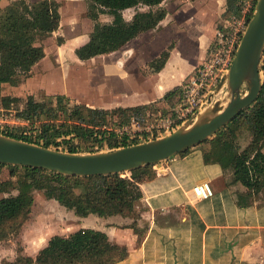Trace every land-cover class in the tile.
I'll list each match as a JSON object with an SVG mask.
<instances>
[{
	"label": "trees",
	"instance_id": "trees-1",
	"mask_svg": "<svg viewBox=\"0 0 264 264\" xmlns=\"http://www.w3.org/2000/svg\"><path fill=\"white\" fill-rule=\"evenodd\" d=\"M9 1L11 4L5 9L0 7V100L5 109H10L13 104H23L22 109H17V117L23 125L15 132L0 129V134L69 153H83L88 147L93 148L89 153H96L136 143L120 139L110 128L129 125L132 120L145 123L160 115H171L186 83L164 97V103L169 106L167 110H154V105L114 110L92 109L85 105L72 108L64 95L42 100L33 96L26 100L3 97L4 86H20L46 57L42 43L59 29L61 20V5L55 0ZM164 1L86 0L87 17L93 21L94 30L90 41L76 50L78 58L88 61L109 55L131 39L157 29L167 11L154 8L160 7ZM243 1L228 0L225 18L237 14ZM142 6L150 10L137 12L132 21L124 18V11ZM103 16L112 17V22L103 23ZM173 49L174 44L153 61L151 67L161 71ZM261 71L264 75V61ZM244 133L250 139L246 148L240 143ZM207 143L211 144L207 161H216L224 169H231L234 182L245 186L249 194L264 195V83L253 106L203 144ZM6 168L11 179L3 181ZM143 173L154 177L153 165L133 171L132 179H129L121 175L68 177L43 169L0 164V195H8L0 199V243L10 234L18 233L29 220L37 192L81 218L90 215L137 218L136 203L142 193L136 178ZM87 184L92 185L93 190L76 193L78 188ZM20 252L15 261L3 260L1 264H114L127 255L113 245L106 234L89 229L79 230L69 237H53L36 258L23 255L21 249Z\"/></svg>",
	"mask_w": 264,
	"mask_h": 264
},
{
	"label": "crops",
	"instance_id": "crops-1",
	"mask_svg": "<svg viewBox=\"0 0 264 264\" xmlns=\"http://www.w3.org/2000/svg\"><path fill=\"white\" fill-rule=\"evenodd\" d=\"M188 1L190 3L181 13L185 17L174 15L173 28L162 34L160 39H153L150 48L154 54L145 65L150 70L147 75L127 76L125 65L131 53L121 56L116 62L110 61V56L143 36L153 35L161 27H168L171 21L167 10L166 18L157 29L131 39L114 53L81 61L75 52V70L90 76L89 85L97 97L82 105L114 110L163 103L165 96L192 77L197 66L216 48L217 33L228 20L225 18L228 0ZM10 4L9 0H2L0 7L5 9ZM61 8L60 26L63 22ZM135 9L124 11V18L125 12ZM133 18L126 20L132 21ZM89 41L90 37L82 46ZM172 44L174 49L167 63L161 71H156L151 63ZM44 59L33 68L32 74ZM99 59L101 66H94ZM138 81L142 84L139 90L128 87L130 82ZM99 93L103 97H99ZM141 93L146 95L139 96ZM248 145L249 142L242 147ZM210 152L211 144L199 145L153 165L154 177L150 178L147 173L139 175L136 181L142 197L136 203L137 218H101L97 215L81 218L67 214L71 219V229L57 236L69 237L82 229L102 232L113 245L127 253L125 258L114 264H264V195L249 194L245 186L234 182L231 169H224L216 161H207ZM125 178L132 179V172ZM206 182L212 184L214 197L195 200L192 190ZM52 238L42 247L39 242L34 243V255L25 256L36 258Z\"/></svg>",
	"mask_w": 264,
	"mask_h": 264
},
{
	"label": "rangeland",
	"instance_id": "rangeland-1",
	"mask_svg": "<svg viewBox=\"0 0 264 264\" xmlns=\"http://www.w3.org/2000/svg\"><path fill=\"white\" fill-rule=\"evenodd\" d=\"M38 1L40 0H31V2ZM56 1L59 2L62 7L61 11L63 15V22L58 31L42 43L46 52L44 62L41 66H38V68L34 70V73L29 78L25 79L20 86H4L2 90L3 97L26 100L28 97L33 96L38 100H42L45 97L65 95L69 99L72 108L97 98L96 93L93 92L94 89H92L89 85L90 82L88 80L90 76L84 75V71H76L74 66L76 50L89 39L94 28V24L86 17V0ZM189 3L190 2L188 0H167L160 7L154 8V10L163 8L168 11L170 14L169 21H171L170 24H168V27L163 26L153 35L148 34L141 37L139 40L133 42V44L129 45L119 53L112 54L110 56V61L116 62L121 58V56L126 54L129 55L131 53L130 58L127 60L128 62L125 65L127 76L130 75L132 78H136L140 77L141 74L147 75V73H150V70H148L145 65L152 59L154 54L152 53V48H150L153 39L155 37L160 39L162 34L173 28L172 19L175 18L174 15H178L179 18L185 17L181 13ZM148 10L149 8L142 6L136 8L135 10L125 12L124 15L126 19H130L136 12ZM101 21L103 23H109L112 19L110 17L103 16ZM209 57L210 55L208 54L204 61H206ZM263 61L264 57L262 59V63ZM94 66H101L100 59L94 62ZM189 79L186 80L185 83H187ZM128 87L139 90L142 88V84L140 81L136 83L130 82ZM145 95V93L139 94V96ZM98 96L103 97L100 93ZM227 99L228 89L226 86L214 96L215 102H224V104H226ZM22 105V103L20 106H18V104H13L10 109H5L2 101L0 100V121L2 122L0 128L6 131L15 132L22 127L23 123L17 117V109H22ZM114 105L116 104H105L104 106ZM153 105L154 107L152 109L154 110H167L169 108V106H167L164 102H159ZM236 124L240 125L238 122ZM119 128L120 127L118 126H114L110 129L114 132ZM249 141V136L247 133H244L240 143H242V146H245ZM90 150L92 151L93 148H85L83 149V153L80 154H89ZM103 151H107V149H104ZM10 179V171L6 168L3 172L2 180L7 181ZM91 190H93L92 185L87 184L78 188L76 193L82 194ZM7 196L8 195H0V199ZM56 213L66 215L60 216ZM67 214L77 217L73 213L68 212L66 208L60 205L57 201L51 199L49 200L42 192H37L35 195V205L29 220L24 224L23 228L18 233L10 234L7 240L0 243V261L4 259L15 261L18 255L21 254L20 249L22 250L23 255H30V253L34 255V243L39 242L40 247H42V245H44L51 237L65 234L70 231L71 219Z\"/></svg>",
	"mask_w": 264,
	"mask_h": 264
},
{
	"label": "water",
	"instance_id": "water-1",
	"mask_svg": "<svg viewBox=\"0 0 264 264\" xmlns=\"http://www.w3.org/2000/svg\"><path fill=\"white\" fill-rule=\"evenodd\" d=\"M264 0L255 13L238 47L228 73L221 79L208 105L195 120L172 134L129 147L89 154L45 148L0 134V164L43 169L68 177L121 175L168 159L212 139L258 100L264 83ZM227 82L225 106L214 101ZM214 105L211 111L210 106Z\"/></svg>",
	"mask_w": 264,
	"mask_h": 264
},
{
	"label": "built area",
	"instance_id": "built-area-1",
	"mask_svg": "<svg viewBox=\"0 0 264 264\" xmlns=\"http://www.w3.org/2000/svg\"><path fill=\"white\" fill-rule=\"evenodd\" d=\"M258 0H244L237 14L232 15L217 33L216 48L210 57L199 65L189 81L183 86L178 103L171 109V115L158 116L145 123L132 120L120 127L117 136L139 144L172 134L190 120H195L208 105L221 79L234 62L238 47L247 26L255 13ZM2 122L0 121V126ZM192 193L198 201L214 197L211 183L197 185Z\"/></svg>",
	"mask_w": 264,
	"mask_h": 264
},
{
	"label": "bare ground",
	"instance_id": "bare-ground-1",
	"mask_svg": "<svg viewBox=\"0 0 264 264\" xmlns=\"http://www.w3.org/2000/svg\"><path fill=\"white\" fill-rule=\"evenodd\" d=\"M225 86L227 87V82H225V85L221 88V90L224 89ZM220 91H218L217 93H219ZM222 104H223V106L225 105L224 102H222ZM213 107H214V105L213 106H210L209 110L211 111V109H213Z\"/></svg>",
	"mask_w": 264,
	"mask_h": 264
}]
</instances>
